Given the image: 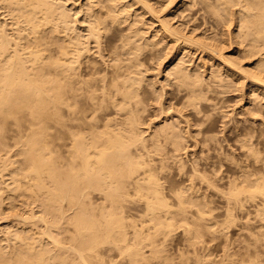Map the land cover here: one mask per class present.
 Wrapping results in <instances>:
<instances>
[{
	"label": "bare ground",
	"instance_id": "bare-ground-1",
	"mask_svg": "<svg viewBox=\"0 0 264 264\" xmlns=\"http://www.w3.org/2000/svg\"><path fill=\"white\" fill-rule=\"evenodd\" d=\"M68 1L0 0V116L2 118L9 116L8 119H13L14 117L11 116H15L14 119H19L21 123L27 120L24 125H27L26 129L28 128L30 132L25 139L23 138L28 142L24 141V143L29 145L25 155L33 161L34 168L33 166L31 168L35 175V181L31 180L35 182L34 187L31 186V190L27 189L32 195L40 197L46 206L49 203L46 200L52 201L53 205L49 206H52L55 212L50 213V218L55 221H51L49 217L47 218V213L45 212V215L41 211L42 214L38 218L43 223L42 227L39 225L37 227L34 221L35 228L30 226L31 228L25 230L21 228L22 232H15L12 236L19 238L17 242L20 240L21 246L17 251L12 245L16 251H13V254L11 252L10 256L7 255L8 251L5 253L0 249V264H8L11 260L14 264H68L70 256L62 253L67 249L78 253L86 264H92L85 254L90 252L91 256L96 258L100 254L96 246L106 241L113 242L122 249L126 248L134 255L136 261L140 257L141 249L139 250L138 246H131L132 238L146 237L153 243L157 236L154 238L150 236V228H154L157 234L168 233L174 227L176 218L188 223L193 218L190 220V215L193 214L195 218V213L198 215L196 218L200 219V216L203 217L205 213L210 214L213 211L214 198L215 201L218 198L225 203L226 214L222 225L234 223L238 217L234 215L237 208L248 210L247 203L254 206L252 210L256 213L255 218L264 223V147H261V143L262 146L264 143L259 139L256 140V132L249 127L248 129L233 127L232 133L235 138L231 146L234 145L236 148H231L232 153L226 152L223 143L220 147L217 146L218 148L215 144L214 146L210 144L220 140L216 139L215 135H210L208 131L214 121L212 113L202 112L206 103L216 110L217 94L215 97L211 95H214L212 91H217L214 90L216 86L213 85L214 83L223 88L230 86L227 81L224 82L226 78L219 74L221 72L217 73L216 70L214 75H211L212 81L209 82L201 72V75L195 73L193 75L191 69L180 62L170 67L169 76L174 77L179 85H185V88H182L184 101L181 100L189 109L184 115L186 118L183 117L186 119L185 129L179 127L181 121L174 119L170 122L165 119L154 129L151 126L152 132L146 134L150 124H146L149 126L147 130L146 127H141L146 121L140 115L143 111L141 103L143 100L147 101L146 97L143 99L142 89L145 87L142 88V80L145 77L143 73L145 68L142 70L141 66L149 63L150 60L162 59L169 51L168 49L164 52L167 46L162 44L169 38L171 41L174 39L175 44L187 43L189 46H195V49L209 50L224 69L238 71L236 73L240 72L245 76L244 78H250L254 91L260 87L264 89V0H202L206 3L207 10L210 9L221 23L227 27L235 23L237 42L246 43L242 54L250 60L249 69H246L235 57L232 59V56L226 55L223 48L217 47V43L207 44L208 41L206 43L202 41L205 38L199 39V36L195 38L193 35H187L185 31L186 34L182 32L186 29L180 31L179 27L177 29L176 26H172L169 20L163 19L158 14L160 11L158 12L149 0H96L89 4L78 2L79 7L74 3L76 4L74 8L70 7ZM233 4H238L240 7L235 8L234 11ZM81 12L85 15L83 23L81 21L82 26H86L84 33H81V27L78 25L80 21L78 15ZM147 19L155 25L149 26ZM152 26L154 32L150 34L148 30L153 28ZM147 33L150 35L148 36ZM187 44L186 47H189ZM169 48V53L173 52V49ZM175 49L179 48L174 47ZM95 54H99L101 59L95 57ZM107 56L109 59H105ZM211 89L213 90L209 96L208 91ZM260 93L264 94V92ZM168 107L173 108L171 104ZM173 109L176 111V108ZM26 112L32 117L30 120L25 118L22 121ZM189 115H193L192 122ZM50 123L53 125L51 126ZM193 124H197L198 126L195 125L197 127H203L205 124V128L194 129L195 133L194 131L192 133ZM49 125L54 128L53 132L49 131ZM20 128L24 129V126ZM258 136L260 138V135ZM187 139L200 150L206 146L208 148L206 155L191 160L184 158L183 153L188 150L187 147L189 148ZM209 144L210 148L207 147ZM237 150L243 157L236 155ZM211 151L215 152V156L211 155ZM3 161L6 162L5 158ZM169 163L177 165L178 174L183 180L168 186L166 193L165 186L159 181L158 176L165 172L167 167L168 171L171 170ZM28 167L30 168V165ZM21 173L25 175L26 172L21 171ZM23 174L18 175L24 179L23 183L29 185L33 175L26 173L25 180ZM3 180V183L6 182ZM6 189H10L9 185ZM5 196L0 193V211L2 206H5L2 203L3 198L6 199ZM7 202L5 200L6 204ZM136 202H142L143 208L136 214L128 212L126 208ZM201 207L205 209L202 210ZM66 208L74 209L72 211L74 214L70 216L68 212L66 216L70 217H66L65 212L68 211ZM215 208L217 209V206ZM192 210L195 212L192 213ZM52 214L55 215L54 218ZM35 216L33 213L21 218L29 223ZM58 217L61 221H56ZM64 217L68 218V220L65 218L68 223L76 226L79 233L88 234L90 238L80 241L78 247L68 245L67 242V245L63 243L65 237L61 238L60 232L58 234H61L59 235L61 237L57 236L56 231L62 219L65 220ZM241 218L239 220L243 223ZM188 219L190 221L187 222ZM247 221L249 222V218ZM141 223L143 224L139 227ZM24 226L22 224V227ZM60 226V231L65 233L63 236L71 229L70 227L63 231V224ZM129 226L134 229L132 238ZM259 226L260 229L261 227L264 229V224ZM7 230L9 231V228ZM261 232L258 234L264 238V231ZM74 237L76 238L75 235ZM3 240H6V237ZM48 244H52L51 248L53 246L63 249L61 248V252L57 250L58 253L54 251L53 254L51 250L53 251L54 248L51 249ZM99 259H95L96 262H100Z\"/></svg>",
	"mask_w": 264,
	"mask_h": 264
},
{
	"label": "rangeland",
	"instance_id": "rangeland-1",
	"mask_svg": "<svg viewBox=\"0 0 264 264\" xmlns=\"http://www.w3.org/2000/svg\"><path fill=\"white\" fill-rule=\"evenodd\" d=\"M92 1L95 2L96 0H89L88 2H87V0L86 1L85 0H73V1L69 0L68 3H70L69 4V5H71L70 7L74 8V7H76V4H77V7H79V5H80L79 3H81V2L82 3L86 2V4L87 3L89 4ZM149 1L151 2V4L152 3L154 4V7L157 9L158 12L160 11L158 14H160L163 19L169 20L172 23V24L170 23L172 26H174V27L176 26V28L179 27L180 31H182L183 29H186V30H183L182 32L183 33L186 32L187 35L188 34L193 35L195 38H198V36H199V39L205 38V40H202V41H204L205 43L208 41L207 44L208 43L210 44V42H211V44L215 43V45H216V43H217V47L219 46L218 48H223L224 50L223 49L222 50L224 51V53L226 55H228L229 57L232 56V59H234L233 57H235V59L238 62L241 61V64H243V66L246 69L251 68V66L249 65L250 60L248 58H245L242 54L243 53L242 50L245 47L246 43L243 42V44L242 43L239 44L236 40L235 23L232 24V26H230V27H227L226 25L221 23L220 19L216 15H214L210 9L207 10L208 7L204 1H202V0H197V1L196 0H176V1L170 0L171 2L169 0H149ZM211 1H213V0H211ZM230 1H233V0H230ZM74 3H76V4H74ZM235 5L236 4L232 5V8H234L233 9L234 11L240 7L238 4L236 5V7H235ZM137 6H139V5H137ZM137 6H136V8H137ZM164 8H165V10H164ZM191 12H193V13H191ZM203 15H204V17H203ZM78 17L80 19V21L78 22V25L81 27V31H82L81 33H84V28L86 27V26H82L83 25L82 23L84 20L83 17H85L84 12H81L78 15ZM173 18H174V20H173ZM212 20L214 23L212 22ZM81 21H82V23H81ZM147 21H148V24H150L149 26L155 25L154 23H152L151 20L147 19ZM85 23L86 22L84 21V25H85ZM152 27L153 28H150L151 30L150 29L148 30V32L150 34L152 32H154V26H152ZM226 30H228V31L226 32ZM214 32H216V33H214ZM107 33H109V32H107ZM149 33H147L148 36L150 35ZM202 33H203V35H202ZM224 33H225V35H224ZM214 34H216V36ZM207 36H210V37L208 38ZM227 36H228V38H227ZM211 38H212V40H210ZM215 39H217L218 41H216ZM213 40H215V42ZM165 41H166V43L163 42V44H162V45L166 44V46H167L165 48L164 52H166V50L168 51V49H169V51L166 54H164L165 56L160 60H158V59L150 60L149 63L145 64L146 67H145V65L141 66L142 70L145 68L143 70V73L145 74L146 80L144 77V80H142V88L145 87L146 89L145 88L142 89V92H144L143 93V96H144L143 99L146 97L147 101L143 100L144 104L141 103V107L143 108L142 109L143 111H141L140 115L142 116V118L145 119V120L144 119L143 120L146 121V123L143 124V126H141V127H143V128L146 127L145 129L147 130V128L150 126V129H149V131L146 132V134H149L150 132H152L151 130H153L155 127H157L163 121H165V119L167 121H170V122H172L174 119L176 121L177 120L181 121L179 127L185 129L184 126H186V119H184V118H186V116H184V115H186V112L189 111V109L182 103V101H184V98L182 95L183 94L182 88H185V85H179L176 82L177 80L174 79V77L169 76V74H168L170 67H173V65L175 63L179 64V62H180V64H182L183 66L187 67L188 69H191L193 75H194V73H195V75H199V74L201 75V73H202L205 80L208 79L209 82L212 81V80H210V79H212L211 75H214L213 73L217 70V73L221 72L219 74H221L223 76V78L227 79V80L225 79L224 82L227 81V83L230 85L229 88H223L222 86L214 83L213 85H216V86H214L215 87L214 90H217V91L213 92L212 91L213 89L208 91L209 96L211 93H214V95L211 94L213 97H215V95L217 94L215 98H216V103H218L216 110H215V108L212 107V105L209 106L206 103L205 107L203 108V112H202L203 114L212 113V116L214 118V121L211 124L210 129L208 128L209 129L208 131L210 132V135H213V136L215 135L216 139L219 138L218 140H220V141H213L214 143L213 142L210 143L212 146H214V144H215L216 147L217 146L220 147L221 144L223 143L222 145H223V147L226 148V152L228 151L229 153H232V149L236 148L234 145H232L233 147L231 146V143L234 141L233 139L235 138V136L232 133L233 127H234V129L240 128V127L241 128L247 127V129H248V127H249L251 130H254L256 132L255 133L256 134L255 135L256 140L259 139L264 143V133H262V132H264V113H263L264 112V98H263L264 94L260 93V92H264V89H262L263 87L259 86L260 88H258L256 91H254V88L251 85L252 80L250 78H247V77L244 78L245 76L243 74H241L240 72L236 73L238 71L235 72L232 70L224 69L223 65H220L219 61L212 56V54L210 53L209 50L206 51V50H203L202 48L201 49H197V48L195 49V46H193V45H190L191 46V48H190V46L187 43H184L182 45V43L179 44L176 42V44H175L174 39L171 41V38H169L168 40L166 39ZM170 41H171V44H170ZM229 42H230V44H229ZM167 44L168 45L170 44L174 47H177V48L183 49V50H179V49L174 50V47H172L170 45L168 46ZM186 44L189 47H186ZM180 46H181V48H180ZM169 47H171L173 49V52L169 53L170 52ZM155 51H156V49H155ZM176 51H178V52H176ZM174 52H176V55ZM98 55L95 54V57H97L98 59H101V57ZM168 55H170V56H168ZM177 56L180 57V59ZM209 57H211V58H209ZM105 59H109V57L107 56ZM175 59H177V60H175ZM184 59L186 61H184ZM158 64H159V66H158ZM202 64H204V65H202ZM220 66H222V67L220 68ZM198 70H199V72L197 73ZM233 72L236 75L233 74ZM226 75H227V77H226ZM206 76H207V78H206ZM230 76H232V77H230ZM143 82H144V84H143ZM250 82H251V84H250ZM178 85H179V88L177 87ZM180 86H181V90H180ZM241 88H243V89H241ZM261 90H263V91H261ZM254 92H256V93L252 94ZM174 96H176V97L174 98ZM221 98H222V100H221ZM163 102H165V103H163ZM170 104L172 105L173 108H176V111L173 108L168 107V106H170ZM174 104L176 107L174 106ZM181 104H182V106H181ZM183 107H184V109H182ZM160 109H162V110H160ZM163 109L165 110L164 112H163ZM177 109L181 110L182 113L179 112ZM27 113L28 112H26V114H23L24 116L22 118V121H24L23 119H25V118L30 120V118L32 117V115L30 113L29 114H27ZM179 114H181V115H179ZM203 114H201V115H203ZM177 116H179V117H177ZM258 116L260 118H258ZM6 117L2 118L0 116V127H1V129H0V133H1L0 134V149H1L0 150V156L2 155V157H0V173H1L0 179L2 178V180H3L5 178L4 180L6 181L4 183L2 182V180L0 181L1 182L0 183V191H1L0 193H1V195L2 194L6 195L5 196L6 199L3 198L4 202H2L3 204H5V206L3 204H1L3 206H2V209L0 211V240H1L0 241V243H1L0 249L2 251H4L5 253L9 252L7 255L10 256L13 254V251L14 252L16 251L15 249H17V251H18L19 250L18 248L21 246V244H20L21 241L19 240V242H17L19 238L17 239V238H15V236H12V235H14L15 232H18V231L22 232V231H20L21 228H22L21 230H25V229L31 228L30 226L35 228L36 226L38 227V225H39V227L41 225H43V223L38 218V216L40 214H42L41 211L44 214L46 212L47 215L46 214L45 215L47 216V218L49 217V219L51 221L53 219L50 218L51 217L50 213H55V212L53 211L52 206H49L52 204L51 203L52 201H50L49 199H48L49 201L46 200L47 203L49 202L46 206L44 201L43 202L41 201L40 197L37 198L36 197L37 195L34 196L31 194L30 191H28L29 188H30L29 190H31V186L34 187V185H35V182H33V181H35L34 180L35 175L33 174V169H32V168H34V163L31 159H28V158H30L29 156L27 157V155H25L26 154L25 152L28 150L26 148H29V145L26 144L28 142H27V140H24V139L27 137V134L30 132V130L28 128L26 129L27 125L26 124L24 125L25 122L27 123V120L24 123L22 122L23 123L22 124L19 119H14V118H16L15 116H11V117H14L13 119L12 118L8 119L9 116L7 118ZM170 117H171V119H169ZM188 117H189V119H191V122H192L193 121V115H189ZM200 117H203V116H200ZM4 118H5V120H2ZM6 120H8V122ZM14 121H16L17 124ZM183 123H185V124H183ZM193 123H195V122H193ZM146 124L147 125L150 124V125L147 126ZM50 125L52 126L53 123L52 124L50 123ZM50 125H49V131L53 132L54 128L53 127L51 128ZM195 125H197V124H195ZM195 125L191 126L193 129L192 133H193L194 129H199L201 127V126L197 127L198 125L197 126H195ZM23 126H24V129H26L28 131L24 130L23 128H20ZM151 126L153 129H151ZM202 126H203V124H202ZM204 128H205V124L203 127H201V129L204 130ZM183 132H184V130H183ZM194 133H195V131H194ZM212 133H214V134H212ZM257 134L260 135V138ZM13 136H15V137L13 138ZM261 138H263V140ZM24 141L26 143H24ZM187 141H188V139H187ZM3 143H5V144H3ZM186 143H188L189 148H191V149H189L188 147L186 148V149H188L187 150L188 152L184 150L186 152V154H185L186 156L184 155L185 152L182 151V153L184 152L183 157L186 159H189V160L194 159V158L197 159L198 157L200 158V156L206 155V152H208V150H207L208 148H206V146H205V148L203 147V150H200L198 147H195L194 145H192L193 142L191 143V141H188ZM229 143H230V145H229ZM210 144L207 147L210 148V146H211ZM261 147H264V144L262 146V143H261ZM20 149H21V151H20ZM22 152L24 155H22ZM211 153H209V154L215 156V152L211 151ZM237 153L238 154H236V153L235 154L242 156V155H240L241 153L239 152V150H237ZM263 154H264V151H263ZM3 157L5 158L6 162L3 161V159H4ZM25 157H26V159H25ZM1 158H3V159L1 160ZM27 160H29V161H27ZM3 162H5V164ZM12 163L14 165H12ZM169 164L171 166V170L168 171V167H167L166 171L161 173L160 176H158L159 181L165 186L164 191L166 193H168V186L175 185V184H177L183 180L180 177V174H178L179 169H178L177 165L172 164V163H169ZM4 165H7V166L5 167ZM16 165L18 166V168H16L17 167ZM29 165H30V168H31V166H33V167L30 169L28 167ZM2 166H4V167H2ZM19 167L21 168V170ZM1 168H2V170L5 168L3 170L4 172H2ZM6 168H7V171H6ZM13 169H15V170L17 169V170L15 171ZM21 171L24 173L26 172L28 175H29V173L31 176L33 175L32 178L30 179V181L32 179H33V181H31V182L29 181L30 186L26 182L23 183L24 179L23 178L21 179L19 177V175L21 176L23 174V173H21ZM30 171H32V172H30ZM26 173H25V175L23 174L24 178L26 177ZM9 174H11V175H9ZM14 177H16V178H14ZM18 178H20V179H18ZM25 180H26V178H25ZM6 183H7V185H9L10 191L7 190L8 188L6 189V186H7ZM13 184H14V186H13ZM12 186L14 187L13 189H12ZM16 186H17V188H16ZM20 187H22V188H20ZM3 188L6 191H4ZM39 198H40V200H38ZM95 199H96V197H95ZM215 199L216 198H214V203H215L214 205H215V207L217 206V209L213 206V208H214L213 211H211L210 214L205 213L203 215V217L200 216L201 217L200 219L196 218V216L198 217V215H196L194 213L195 211L193 212V210H192V213H194L195 218H194V216H192L193 214H191L189 219L191 220V218L192 217L193 218H192L191 222H188V221H190L189 219L187 220V222L189 224L186 222H183L182 219L176 218L174 227L171 230H169L168 233H160L159 232L157 234V231L154 228H152L153 230L150 228L149 229L150 230V236L153 238H154V236H157V238L156 237L154 238L153 243L150 241V239H148L146 237H145V239H141L140 237H138L136 239L132 238L134 229H133V227L129 226L128 229L130 232V236L132 238L131 243H133V244L130 243L131 246H133V247L138 246L137 248L139 250L141 249L140 250L141 253L139 255L140 257H138V259L136 261H134V259H135L134 255L131 252H129L128 250H126V248L122 249V247H120V246L117 247V245H115L113 242L109 243L107 241L105 243H100L98 246H96L100 252V254L96 256V258H95V256L94 257L91 256L90 252H88L85 255L88 258V260L90 261V263H92V264H97V263L102 264L103 262H104V264H256V263L262 264L261 262H263V264H264V238L261 235V234H263L261 231H264V229H262V227H261L262 230L259 228L260 227L259 224H264V223H261V221H259L257 218H255L256 213L252 210V209H254V206L253 205L251 206L250 203H247L246 207L248 208V210L247 209L238 210V208H237L236 213L234 210L235 217H236V215L238 217L239 216L243 217V218L239 217V219L241 218V220H243V223L237 217L235 219L237 222L235 221L234 223H231L232 226H231V224H229L230 227H228L229 226L228 224H227V226H225L226 223L224 225H222L224 218H225V214H226L225 203H223L224 200L217 198L216 201H218V200L219 201L216 202ZM5 200H6V202L8 201L7 204L5 203ZM96 200H98V198ZM141 203L142 202H136L134 204H131L126 209L128 210V212L136 214L140 211V209L143 208V205H141ZM8 205L10 206L9 208H8ZM45 207H49L50 210H49V208H45ZM219 207H221V208L218 210ZM0 208H1V206H0ZM43 208L46 210H44ZM67 209H68V211H67ZM201 209L204 210L205 208L201 207ZM9 210H10V212H9ZM48 210H49V213H48ZM194 210H196V207H194ZM66 211L67 212H65V216H66V213L68 215V212H69L70 216L72 214H74V212H72V211H74V209L69 210V208H66ZM32 212L34 213V215H36L35 218H33L30 222L28 221L29 223L23 221V219L21 217L30 216L33 214ZM247 212H248V214H247ZM222 213H223V215H222ZM244 213H246L247 215ZM53 215L54 214H52V216ZM243 215H246V216H243ZM16 216H18V217L16 218ZM54 216L52 218H54ZM70 216H66V217H70ZM66 217H64V219ZM18 218H19V222H18ZM244 218H246L245 219L246 221L244 220ZM248 218H249V222L247 221ZM66 219L68 220V218H66ZM66 219L65 220L62 219V222H60V225L63 224V227H64V225H66L68 223L66 221ZM20 220H22L21 224H20ZM59 220L60 219L58 217V220L56 219V221H59ZM53 221H55V219ZM63 221H64V223L66 221V223L64 224ZM23 222H25V223H23ZM33 222L36 224V226L33 224ZM258 222H259V224H258ZM13 223H14V226H13ZM15 223L16 224L19 223V225H21V227L18 224L16 225ZM255 223H257V224H255ZM6 224H7V226H6ZM22 224L25 225L26 227L25 226H24L25 228L22 227ZM142 224L143 223L139 224V227H141ZM144 224L147 225L146 223H144ZM233 224H234V226H233ZM60 225L58 227V230L56 231L57 233L55 232V227L53 230L57 236L62 234V237L61 236H59V237H61L63 239L65 237V240H62L63 243H65V244L67 242L68 245L70 244L71 246L74 245V246L78 247V244L80 243V241H84V240H87L90 238L88 234L79 233V231H77L76 226H73L74 225L73 223H68L69 226L66 225L65 226L66 228L64 227L65 229L64 228L62 229L63 231H66L67 228L69 229L71 227L70 231L67 230V232H66L67 234L63 236V234H65V233L60 231L61 230ZM187 226H189L188 227L189 229L187 228ZM8 228H9V231L7 230ZM13 229H15V230L13 231ZM257 229L259 232L256 231ZM59 232L61 234H58ZM260 232H261V234H258ZM254 233H257L259 237L257 236V234L255 235ZM67 235L69 236V239H68ZM70 235H72V236H70ZM74 235L76 236V238L74 237ZM251 235H253V237L254 236L255 237L253 238ZM4 236L6 237V240H3V238H5ZM66 236H67V238H66ZM13 237H14V239H12ZM7 238H9V239H7ZM72 238H73V240H72ZM255 239H257V240H255ZM76 240H78V241H76ZM45 243H47L46 240H45ZM12 245H13V248H15V249L12 248ZM16 245H18V246H16ZM50 245H52V244H48L49 247H50ZM157 247L160 251L157 249ZM11 248H12V250H11ZM53 248L54 247L52 246L51 249H53ZM55 248H56V250H55ZM55 248L53 251L51 250V252H53V254H55L54 251H56V253H58L57 250H60L59 252H61L62 247L61 248L55 247ZM6 251H8V252H6ZM66 251L67 252L69 251V252L67 253ZM66 251H64L62 253H64V254L66 253L67 255L70 256L68 259L69 260L68 264H86L85 262H83L80 259V255L78 253H76L74 250H72V249L68 250L67 249ZM11 252H12V254H11ZM94 258L96 260H97V258L98 259L100 258L101 260L99 259L100 262H96V260ZM101 261H102V263H101ZM10 262L8 264H14V261L11 260Z\"/></svg>",
	"mask_w": 264,
	"mask_h": 264
}]
</instances>
